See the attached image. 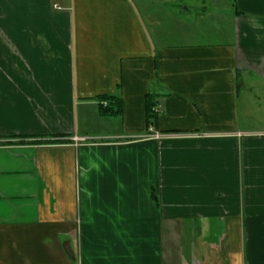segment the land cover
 Wrapping results in <instances>:
<instances>
[{
	"label": "crops",
	"instance_id": "obj_1",
	"mask_svg": "<svg viewBox=\"0 0 264 264\" xmlns=\"http://www.w3.org/2000/svg\"><path fill=\"white\" fill-rule=\"evenodd\" d=\"M0 264H264V0H0Z\"/></svg>",
	"mask_w": 264,
	"mask_h": 264
},
{
	"label": "trees",
	"instance_id": "obj_2",
	"mask_svg": "<svg viewBox=\"0 0 264 264\" xmlns=\"http://www.w3.org/2000/svg\"><path fill=\"white\" fill-rule=\"evenodd\" d=\"M100 99H107L110 101L106 106L100 105V111L105 114H118L120 111L119 107V97L117 94H108L102 95ZM155 101L150 99V95L147 97L146 102V114H147V122L148 124H152L154 122V117L156 115L154 111Z\"/></svg>",
	"mask_w": 264,
	"mask_h": 264
},
{
	"label": "rangeland",
	"instance_id": "obj_3",
	"mask_svg": "<svg viewBox=\"0 0 264 264\" xmlns=\"http://www.w3.org/2000/svg\"><path fill=\"white\" fill-rule=\"evenodd\" d=\"M136 3H138V0H134ZM111 121H113V120H111ZM108 126L110 127V128H117V126H118V124H117V122L115 121V122H111V123H109L108 122Z\"/></svg>",
	"mask_w": 264,
	"mask_h": 264
},
{
	"label": "built area",
	"instance_id": "obj_4",
	"mask_svg": "<svg viewBox=\"0 0 264 264\" xmlns=\"http://www.w3.org/2000/svg\"><path fill=\"white\" fill-rule=\"evenodd\" d=\"M103 103L106 104V102H103ZM156 135H157V133H156ZM74 138H75L76 140L79 139L77 136H75Z\"/></svg>",
	"mask_w": 264,
	"mask_h": 264
}]
</instances>
